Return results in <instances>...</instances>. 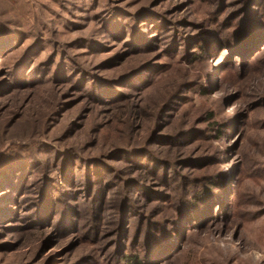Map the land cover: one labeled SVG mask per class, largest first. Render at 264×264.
I'll return each instance as SVG.
<instances>
[{"label": "rangeland", "instance_id": "1", "mask_svg": "<svg viewBox=\"0 0 264 264\" xmlns=\"http://www.w3.org/2000/svg\"><path fill=\"white\" fill-rule=\"evenodd\" d=\"M125 255L264 264V0H0V264Z\"/></svg>", "mask_w": 264, "mask_h": 264}, {"label": "trees", "instance_id": "2", "mask_svg": "<svg viewBox=\"0 0 264 264\" xmlns=\"http://www.w3.org/2000/svg\"><path fill=\"white\" fill-rule=\"evenodd\" d=\"M189 218H190V216H189ZM189 218H188V216H187V220H186V223L189 221ZM192 218H194V216L192 217ZM154 238H155V243L157 244V243H159V246L161 247L162 245L160 244L161 242L157 239V236H154ZM155 250H156V248H155ZM165 250L166 249H161V253L160 254H162V255H160V256H158V257H165L166 255H164L165 253H168V252H165ZM153 254H154V252H153ZM125 257V259H126V261H127V264H146V263H144V261H143V259L141 260V258H139L138 256H135V255H125L124 256ZM146 258V257H145ZM145 258H144V260H145ZM161 259V258H160ZM143 262V263H142ZM150 264V263H149Z\"/></svg>", "mask_w": 264, "mask_h": 264}]
</instances>
